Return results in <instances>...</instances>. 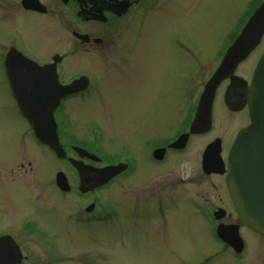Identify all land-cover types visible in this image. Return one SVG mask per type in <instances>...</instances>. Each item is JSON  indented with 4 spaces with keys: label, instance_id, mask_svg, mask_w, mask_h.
Here are the masks:
<instances>
[{
    "label": "flooded vegetation",
    "instance_id": "1",
    "mask_svg": "<svg viewBox=\"0 0 264 264\" xmlns=\"http://www.w3.org/2000/svg\"><path fill=\"white\" fill-rule=\"evenodd\" d=\"M21 1L17 0L19 11L32 15L30 21L35 27H39L43 20L45 22L51 21V19L45 17L57 15L60 10L67 7L70 16L72 15L75 20L91 24L105 26L104 24L110 19L119 17L111 11L103 10L102 14L106 17V20L94 19L92 16L94 12L93 4L88 0L83 2L79 0H55L52 5L39 0L43 6L42 10L26 9L22 6ZM261 1L263 0H248L246 7L248 14H251ZM157 2L158 0L131 1L126 12L127 15L126 13L120 15L122 19L125 15V19L128 16L132 19L134 16L138 23V26L132 27L135 30L131 28V32L129 31V35L125 39L127 42L120 47L121 54L118 53L117 46L114 45L115 40L109 42L102 29L101 31L98 29V34L93 36L86 32H82L86 34L85 38L74 36V45H70L71 47L67 48V52L45 46L39 36L32 38L33 46L29 49L18 39L20 32L16 30L9 33L3 41L0 48V264H56L59 250L52 243L46 242L47 237H55L60 234L63 223L67 221L72 225L74 234L78 236L101 233L103 227L97 224L116 223L119 219V213L115 205L122 203L124 199L131 201V198L137 197V203L130 206L132 208H147L148 206L156 208L158 204H166L170 206L167 210L170 212L173 204L171 202L175 198H180L182 192L177 191L178 195L172 196L173 191L170 190L171 186L169 184L159 186L155 182L158 173L164 171L163 167L168 166L165 168V172L173 171L172 166L176 165L178 160L185 156L189 150L190 139L210 135L215 125L218 124L217 118L218 120L224 118V121L227 119L230 126H232V122H235L234 128L229 127L225 132L226 135H214L208 141L219 138L221 154H224V156L227 147L229 149L237 132L249 124L247 100H244L240 108L235 109L229 108L226 103L225 91L231 82V77L228 76L218 84L213 96L211 128L205 133L190 134L188 142L183 148L170 147L171 142L179 134L188 130L202 88L218 65L226 47L231 43L230 38L232 34H235L236 28L227 34L224 44L217 51V63L204 73V77L200 81L201 89L195 102L186 106L181 102V106L178 105L176 109L170 103L172 97L167 90L152 91V88L153 86L163 88L164 83L168 87V78L171 73L165 76L164 68L168 66L170 71L169 63L171 59L169 55L175 57L177 61L180 60V56H183V54L177 53L178 49L184 52V58H201L195 47L198 44L192 42V40L161 42L159 57L155 62H152L151 69L148 67L151 63L142 69L144 70V76L141 75V71H139V74H135L133 78L122 76L120 81H122L124 88L121 96L117 98L123 104L110 103V92L107 90L109 77L104 71L102 73L106 83L102 81L100 72L97 74L96 71L87 68L73 72L75 58H77L76 54L81 51L78 45L85 49L88 46L104 47L99 50L104 59L98 56L94 57L98 60L95 63L98 68L106 67L108 62L111 61L108 54L112 56L113 61H121L123 59L121 55L125 53L129 46L134 45L133 54H136L139 47L136 46V43L140 40L142 34L146 32L147 25L144 26V24L147 21V13L156 8ZM140 16L141 19H139ZM121 23L123 25L120 30L126 25L123 21ZM74 32L76 31L72 30V34ZM166 42H169L174 50L165 52ZM110 46L113 47L108 50L106 47ZM10 49H12V52H19V54L34 62L22 67V72L24 70L25 73L24 76L22 73L17 83L24 84L25 90L20 92L27 93L30 89L31 92L40 93L38 90L41 87L52 83L50 81L46 82L47 73L53 77L52 84L58 85L57 87H67L66 94L59 98L53 110L55 130L63 150L62 156H58L46 143L36 138L28 119L19 112L13 95L14 88L7 76L5 67V55ZM263 53L264 34L250 54L235 66L231 75L241 77L249 84L255 64ZM162 55L165 58H161ZM133 57L136 62V56L133 55ZM14 60L17 59H11L9 62ZM16 63L21 62L18 60ZM139 63L145 64L142 61H139ZM47 67H51L48 72H46ZM12 68L14 71L20 70L18 65H12ZM39 68L41 72L37 73ZM36 74L39 76L38 79ZM187 79L185 78L184 87L180 83L176 88L174 96L178 98L175 104L179 100L184 101L186 98L188 93ZM75 80L78 82V88L73 91L68 87ZM239 84L242 85V83ZM35 85H38L39 88H35ZM26 86L29 88H26ZM144 91L145 93H143ZM181 93L183 100L179 96ZM239 93L240 87L234 88L232 99L240 98ZM166 95L167 101H164ZM68 102H75L78 107L98 109L100 119L101 116L102 118L105 116V119H107L104 122L109 127V109L116 108L117 111H121L124 105L125 109H123L127 113L126 118L123 123L121 121L116 126L121 127L123 125V144L129 143L130 145L124 146L123 150L110 149V131L112 128L107 134L103 129L101 120L96 118L85 121L88 125V131L85 133L84 129L82 130L83 137L77 136L76 140L69 141L67 139V127L70 124V119L66 112ZM158 103L162 105L158 106L161 107V115L155 113V107ZM163 103H166V105ZM110 105L113 107H110ZM183 109L184 113L179 115L178 113ZM174 112L176 113L174 114ZM168 115H170V119L175 120L174 123H177L176 131H170L171 134L163 136L162 133L158 134L156 132L158 131L157 125L159 122L165 124L170 121L165 119ZM12 116L15 118L14 121L11 120ZM163 120L164 122H162ZM19 125L22 128L16 129ZM146 127L150 129V132H147ZM141 129L144 134L151 132L154 134L142 136ZM12 138L16 141V149H12ZM45 151H50L49 153H52L57 160L67 164L71 171H65L63 169L65 167L60 164L56 166V169L54 168V171H44ZM25 158H27L26 161L23 160ZM31 159L37 162V168L32 166ZM71 159L77 162L80 161L88 168L118 166L117 172L111 175L104 184L94 186L95 188L92 185L91 188L87 186L86 190H82L79 171L73 166ZM13 161L17 162L15 168H8L7 166L11 165ZM39 165H41V168ZM152 166H155V168ZM199 169L198 175L209 181L208 186L214 194L213 196L199 195L193 191L194 193L191 195L188 190L186 193L183 191L185 195L182 196L184 202L181 200V204L183 203L182 205L185 206L183 211L186 210L189 215L191 214L200 223L201 235H203L205 241L203 247L200 245L199 251H205L206 256L199 258L193 264H264V234L249 227L238 215L226 187L228 170L205 172L201 168V160ZM57 174H64L67 180V190H63L57 184ZM13 186L23 189L16 197H21L18 201L12 199ZM159 194L164 198H161ZM46 198L49 201L48 205L46 204ZM62 198L67 199L69 202L72 201L69 209L65 203V209H61V205H63ZM117 198L120 202H117ZM179 204L177 203L176 207L181 205ZM122 205L129 207L130 204ZM118 207L120 208V206ZM190 207L192 212H188ZM65 210L68 211L66 217L63 216Z\"/></svg>",
    "mask_w": 264,
    "mask_h": 264
},
{
    "label": "rangeland",
    "instance_id": "2",
    "mask_svg": "<svg viewBox=\"0 0 264 264\" xmlns=\"http://www.w3.org/2000/svg\"><path fill=\"white\" fill-rule=\"evenodd\" d=\"M45 4H53L55 0H42ZM248 0H158L155 9H151L147 14V21L144 24L146 26V32L142 34L140 40L136 43L139 46L136 54H133V46H129L125 53L122 54V60H112L108 62L104 68H98L95 66L96 60L94 57H102L99 50L104 47H84L78 45L80 52L76 54L77 58L74 62V71L79 69L94 70L106 83V79L103 76L104 71L108 79L107 90L110 92V103H122L117 97L121 96L124 85L120 78L131 77L135 74L144 76V68L148 66L152 68V62H155L159 57V45L164 41H187L192 40L198 45H195L201 58H184V52L179 50L178 54H183L179 57V61L175 57H170V71L168 66L164 68V75L168 78V87L164 83L163 88L161 86H153L152 91L167 90L176 109L177 106H181V102L184 106L195 102L201 86L200 81L203 79L204 73L210 70L218 61L217 51L224 44L227 34L233 31L239 24V20L244 19L247 13ZM65 7V6H64ZM68 8V7H67ZM67 8L60 10L58 14L52 17H45L51 19V21L43 22L39 27H35L31 24L30 18L32 15L22 13L17 7V0H0V48L6 36L12 31H19L20 35L18 39L24 43L29 49L33 46L32 38L39 36L45 46L60 49L67 52V48L70 45H74V35L72 30L93 36L98 34V29L105 36L108 37L109 42L115 40L114 45L117 46L118 53H120L121 46L127 41L125 39L131 32V28L138 26L135 17L132 19L127 15V10L123 13L124 19L120 16L107 21L104 25L91 24L88 22L77 21L70 16ZM122 14V15H123ZM121 15V16H122ZM243 17V18H242ZM41 21L42 19L39 18ZM141 19V16L139 17ZM125 22V27L122 30L120 27L123 25L121 22ZM136 21V22H135ZM121 23V24H120ZM120 24V25H119ZM135 30V28H132ZM104 36V37H105ZM103 37V38H104ZM122 40V42H120ZM106 41V39H104ZM113 46L106 47L108 50ZM165 52L174 50L169 42H166ZM174 53V51H173ZM60 55V54H59ZM133 55L136 56L134 61ZM103 58V57H102ZM161 58H165L163 55ZM104 59V58H103ZM139 61H142L140 64ZM100 62V61H99ZM123 75H122V74ZM185 78L187 79L188 93L184 101L177 102V96L175 97L176 88L182 83L185 85ZM179 90V89H178ZM145 93V91L143 92ZM179 93V91H178ZM183 100L182 93L179 94ZM164 101H167V95L164 97ZM67 114L69 115L70 124L67 127L68 140H76L78 137H83L84 132L88 131V125L85 121L89 119H100V111L98 109H92L88 107H78L75 102H68ZM166 105V103H163ZM158 103L155 107V113L161 115V107ZM110 107H113L110 105ZM158 107V108H157ZM122 107L121 111H117L116 108L109 109L108 120L110 127L104 122L105 116H101V122L103 129L107 134L110 131L111 145L110 149L123 150L124 146H129V143L123 144V125L121 127L116 126L124 122L127 114ZM176 112H174L175 114ZM184 109L178 114L182 115ZM186 114V113H185ZM184 114V115H185ZM14 117L11 120L14 121ZM165 119V124L158 123L156 131L158 134L164 136L176 131L177 123L175 120L170 119L168 115ZM164 119V120H165ZM175 119V117H174ZM164 120L162 122H164ZM218 124L215 125L214 130L210 132L208 136L192 137L189 141V150L185 156H182L176 165L172 166L173 171L159 172L156 176V183L159 186L169 184L172 196H177V191L184 192L188 190L191 195L196 192L199 195L205 194L213 196L214 192L209 188V181L206 178H202L198 175L200 171V155L205 144L214 135H226L225 132L229 127H233L235 122H232L230 126L227 119L220 118ZM16 122V121H15ZM220 122V123H219ZM86 124V125H85ZM22 128L19 125L16 129ZM234 128V127H233ZM173 129V130H172ZM147 132L150 129L146 127ZM171 131V132H170ZM146 134L154 133H143ZM78 136V137H77ZM161 136V135H160ZM17 139V137H16ZM15 139L12 138V149L17 148ZM130 142V141H129ZM161 142V140H159ZM131 143V142H130ZM41 150V149H40ZM135 150V148H133ZM45 163L44 171H54L57 165L64 166L65 171H71L69 166L63 161L57 160L50 151H45ZM223 158H224V154ZM24 161L27 158L23 159ZM32 166L38 167V164L34 159H31ZM17 165L16 161H13L8 168ZM161 166V165H158ZM157 166V167H158ZM41 168V165H39ZM155 168V166H152ZM55 168V169H54ZM160 171V170H158ZM22 188L12 187V199L18 201L21 197L16 198ZM184 191V192H183ZM194 191V192H193ZM187 193V194H188ZM161 198H164L159 194ZM180 198H175L171 203L172 206L169 209V205L158 204L155 207L148 206L132 208L131 205L137 203L136 196L131 198V201L124 199L122 203L116 204L118 209L119 219L116 223H101L97 224L103 227L101 233H89L88 235L78 236L74 234L73 227L69 222H65L62 225L61 233L55 237L49 236L46 238V242L53 244L57 250H59V257L56 260V264H193L198 261L199 258L205 257V251H199L200 245L203 247L204 239L201 235V225L188 214L186 210L183 211L184 202ZM185 196V195H184ZM117 202L120 200L117 198ZM46 204L49 201L46 198ZM77 201V200H76ZM68 209L72 205V201L62 198L61 209H65V204ZM176 203V204H175ZM177 203H180L178 207ZM122 204H130L129 207H125ZM120 206V208L118 207ZM192 212V208H189L188 212ZM68 211L65 210L63 216H67ZM210 241V240H209ZM213 246V245H212Z\"/></svg>",
    "mask_w": 264,
    "mask_h": 264
},
{
    "label": "water",
    "instance_id": "3",
    "mask_svg": "<svg viewBox=\"0 0 264 264\" xmlns=\"http://www.w3.org/2000/svg\"><path fill=\"white\" fill-rule=\"evenodd\" d=\"M27 7L37 8L34 0H24ZM83 2L84 0H79ZM93 4L92 16L94 19L105 21L103 10L113 12L120 16L124 13L131 1L134 0H88ZM264 31V1L256 8L254 13L243 25L237 37L227 48L217 69L207 81L201 94L197 112L192 121L189 132L198 133L206 131L210 126V113L212 96L217 84L231 74L236 64L245 58L248 53L259 42ZM83 37V36H80ZM51 67L46 68L48 72ZM41 72L39 68L37 73ZM20 75H16L13 68H10V81L14 88V97L22 114L30 122L35 135L56 152L58 156L63 151L56 143L54 126L51 120V113L57 100L66 94L67 87H57L52 84L53 77L47 73L46 82H52L41 87L38 92H20L25 90L24 84H18ZM38 79V74H36ZM240 80L234 79L228 91L240 87ZM240 87L239 96L248 98L249 114L251 123L240 130L229 148L227 154L228 174L226 177L227 189L235 204V208L242 220L252 229L264 233V55L259 60L251 79L250 86L244 82ZM39 88L38 85L34 86ZM26 88H29L26 86ZM70 90H76V83H73ZM232 99V98H230ZM226 96L227 104L235 109L236 102ZM243 102L239 105L242 106ZM187 134L181 135L172 143L173 147H182L186 141ZM77 168L81 178V188L86 190L87 186L99 185L111 174L117 172L116 167L104 169H92L81 164L80 161L71 160ZM202 168L205 172L223 171L224 163L220 156V143L215 140L206 145L202 153ZM86 183L88 184L86 187ZM57 184L62 189H68L62 174H57Z\"/></svg>",
    "mask_w": 264,
    "mask_h": 264
}]
</instances>
